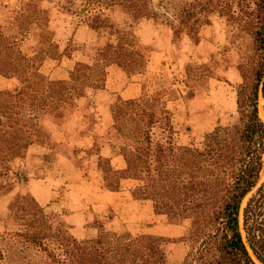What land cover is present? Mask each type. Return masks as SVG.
Here are the masks:
<instances>
[{
  "label": "trees",
  "instance_id": "obj_1",
  "mask_svg": "<svg viewBox=\"0 0 264 264\" xmlns=\"http://www.w3.org/2000/svg\"><path fill=\"white\" fill-rule=\"evenodd\" d=\"M32 1L0 0V61L6 66L4 77L17 81L12 90L0 91V180L12 173L16 161L24 162L29 155L41 166L58 161L55 148L62 145L48 125L77 107L66 104L57 109L56 102L101 90L105 69L112 64L131 75L145 69L147 60L129 43L131 32L112 18L116 8L134 26L160 22L176 38L208 24L216 14L250 38V53L238 64L237 121L215 126L203 147L178 145L171 112L163 106L146 110L131 102L136 109L135 133L127 139L116 132L122 145L114 156H122L125 162L120 177L139 183L134 189L136 199L150 200L154 214L169 224L188 222L190 251L184 264H264V181L259 184L264 123L258 113L259 101L264 100V0H156V6L154 0H80L70 14L89 30L104 31L109 39L95 49L98 65L88 68L84 77L68 80H51L35 69L37 61L53 59L59 47L47 39L51 30L46 14L24 18ZM40 26L46 31L34 32L32 37L38 50L21 52L20 43L31 30L40 31ZM90 146L72 149L75 164L101 155ZM16 180L26 182L19 173L12 179ZM12 191L10 184L0 182V193ZM176 196L180 204L173 209L169 201ZM7 208L17 227L7 235L17 239L22 254L11 264H138L133 240L143 242L144 264H167L162 238L154 235L149 223V231L135 238L127 232H106L87 239L77 231L70 234L69 230H79L78 224L57 213L46 214L28 194H15ZM95 224L102 225L98 219ZM31 249L42 252L44 259L31 263L24 256Z\"/></svg>",
  "mask_w": 264,
  "mask_h": 264
},
{
  "label": "rangeland",
  "instance_id": "obj_2",
  "mask_svg": "<svg viewBox=\"0 0 264 264\" xmlns=\"http://www.w3.org/2000/svg\"><path fill=\"white\" fill-rule=\"evenodd\" d=\"M79 3L80 0L51 2L33 0L28 11L25 12V19H34L44 14L48 16L51 33L46 36L49 43L53 46L57 43L59 49L58 52H54L53 59L37 61L35 69L51 80H68L71 76L84 77L88 68H95L98 65L94 60L95 49L102 47L109 39L104 31L99 33L91 31L84 24H79L75 16L70 14L72 9L78 8ZM154 4L156 6V0ZM1 12L2 5H0ZM159 12L163 13V10ZM111 15L117 23L124 25L131 32L129 43L147 60L145 69L139 74L131 75L126 74L117 64H112L105 69L101 90L94 93L88 91L86 97H71L64 102L55 103L57 109H62L66 104L77 107L71 109L70 114L63 119L48 125L56 141L62 145L55 148L58 161L45 167L29 155L24 162L16 161L12 166V173L0 180L1 183H8L13 188L8 194L0 193V253L2 255L0 264L17 262L22 256L18 253L21 245L17 239L7 235L17 230L12 224L7 208L15 194H28L39 202L38 204L43 205L46 214L57 213L59 217L62 215L64 216L62 218L69 220L70 224H78L79 230H69L70 234L77 231L81 236L86 234L90 237L87 239L103 236L106 232H114L118 235L127 232L135 238L144 234L150 224L154 235L162 238L167 264H184L187 259L186 256L190 251L189 243L186 241L187 221L178 225L169 224L164 217L156 216L153 212L148 219L144 217L133 220L135 217L132 219L130 216L124 217V222L115 226L109 223H117L119 219L111 211L93 207L86 210L83 206L78 207L73 204L78 198L70 193L69 188L84 183L87 178L86 172L92 162L103 156L110 157L119 153L122 140L116 132L127 139L133 138L136 109L130 105L131 102L138 103L146 110L163 106L171 112L176 131L174 141L178 145L203 147L207 134L215 126L234 124L237 121L236 87L241 81L238 64L250 53V38L216 14L210 16L208 24L198 25L191 32L177 38L173 37L170 28L160 22H143L139 26H134L119 8H116ZM45 31L42 26L40 31L31 30L30 37L19 45L21 52L31 54L37 51L36 40H32L33 34ZM5 67L0 61V91L12 90L17 85L15 79L4 77ZM55 68L57 69L53 70ZM130 77H133L134 82L137 83L140 95L133 100L122 101L116 95L131 81L127 79ZM102 90L108 92V97L101 92ZM258 113L264 122L262 99L258 104ZM83 133L87 137H82ZM91 135L94 137L93 140L89 138ZM91 144L94 150L98 148V154L101 155L75 164L72 149H90ZM80 156L81 154H78L79 159ZM105 165L101 164L100 167H107ZM17 173L25 176V183L12 181ZM132 181L135 187L139 184ZM263 181L264 166L259 184ZM41 190L44 192L43 203L40 198ZM179 204V196L169 201L173 209H178ZM79 209L92 215L93 222L90 225L83 223V218L80 222L73 217V213L82 212ZM96 219L102 223L101 228L95 224ZM127 228L132 231H128ZM138 228L139 232H137ZM131 249L137 263L144 264L143 242L133 240ZM24 256L31 263L44 259L43 253L34 249L27 251Z\"/></svg>",
  "mask_w": 264,
  "mask_h": 264
},
{
  "label": "crops",
  "instance_id": "obj_3",
  "mask_svg": "<svg viewBox=\"0 0 264 264\" xmlns=\"http://www.w3.org/2000/svg\"><path fill=\"white\" fill-rule=\"evenodd\" d=\"M56 69L57 68L53 70ZM64 78L65 77H62V79ZM127 79L131 81L122 87L116 95V97H119V99L122 101L128 99L133 100L140 95V89L138 88L137 83L134 82L135 80H133V77ZM101 92L106 94V97H108V92L106 90H102ZM134 133L135 132L133 131L132 136H134ZM101 164H106L107 167L101 168ZM124 169L125 162L121 156H103L100 159L92 162L89 170L86 172L87 178L84 183L82 185H72V187L69 188L70 193L78 198V201L74 202L73 204L78 205V207L83 206V209L86 210H88L90 207H93L99 210L105 209L111 211L112 214H115V216L119 219L117 223H109L115 226L120 224L122 221L124 222V217L127 218L130 216L131 219L132 217H135L133 220H138V218L144 219V217L145 219L150 218L153 213L151 202L145 199H136L133 196L135 189L133 184L134 182L132 180L123 179L120 177V174ZM40 182L42 183L43 181ZM40 193L38 194L41 195L40 198L41 202L43 203L44 192L41 190ZM39 205L43 207V205ZM45 205L46 204H44V206ZM127 209H129V211ZM120 210H122V212H120ZM79 212L73 213V217H76L79 221L83 218V223H88V225L93 222L92 215H89L87 211L84 210L81 213ZM127 229L128 231H132L129 228ZM83 236L90 238L86 234H83Z\"/></svg>",
  "mask_w": 264,
  "mask_h": 264
},
{
  "label": "bare ground",
  "instance_id": "obj_4",
  "mask_svg": "<svg viewBox=\"0 0 264 264\" xmlns=\"http://www.w3.org/2000/svg\"><path fill=\"white\" fill-rule=\"evenodd\" d=\"M263 121V120H262ZM264 123V122H263ZM264 159V158H263ZM258 264V263H257Z\"/></svg>",
  "mask_w": 264,
  "mask_h": 264
}]
</instances>
